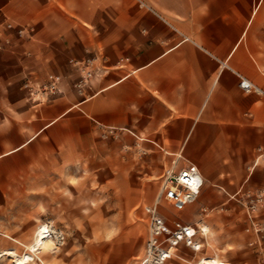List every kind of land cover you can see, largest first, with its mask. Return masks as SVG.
I'll list each match as a JSON object with an SVG mask.
<instances>
[{
  "label": "crops",
  "instance_id": "obj_1",
  "mask_svg": "<svg viewBox=\"0 0 264 264\" xmlns=\"http://www.w3.org/2000/svg\"><path fill=\"white\" fill-rule=\"evenodd\" d=\"M2 17L31 31L0 50V254L27 252L49 180L67 184L76 158L108 173L105 187L128 190L137 220L154 206L196 230L200 248L180 245L162 264L259 262L264 0H0ZM88 59L96 71L80 82ZM48 75L60 92L33 105L24 83ZM190 164L202 185L172 204L163 177ZM141 249L134 237L59 244L29 264H136Z\"/></svg>",
  "mask_w": 264,
  "mask_h": 264
},
{
  "label": "rangeland",
  "instance_id": "obj_2",
  "mask_svg": "<svg viewBox=\"0 0 264 264\" xmlns=\"http://www.w3.org/2000/svg\"><path fill=\"white\" fill-rule=\"evenodd\" d=\"M90 164L91 162L87 160L78 161L76 158H70L68 183L61 182L58 174H54L52 181L49 180L48 203L39 206L42 217L44 218L46 214L47 218L39 219L35 230L36 235L37 231L44 227L48 235L46 245L41 250L51 249V246L59 244L69 246L71 249L81 245L110 243L119 237L124 239L134 237L142 248L136 258L141 256L147 241L146 216L143 220H137L134 217L135 211L132 212L131 206L126 203L130 197L128 190L105 187L103 181H108L109 174L89 171L91 167L87 166ZM141 207L139 205L136 210ZM180 245L186 246L183 243ZM259 246V262L256 256L253 259L244 253L243 259L246 263L252 264L255 261V264H264V230H261ZM210 248L212 249V244ZM38 252L33 255L27 250L20 257L31 255L29 264L33 262ZM218 253L223 255L222 252ZM3 255L8 258L2 259L0 264H14V261L20 258L13 253L0 254V258ZM72 255L66 253L69 259H72ZM136 258H133L134 262Z\"/></svg>",
  "mask_w": 264,
  "mask_h": 264
},
{
  "label": "built area",
  "instance_id": "obj_3",
  "mask_svg": "<svg viewBox=\"0 0 264 264\" xmlns=\"http://www.w3.org/2000/svg\"><path fill=\"white\" fill-rule=\"evenodd\" d=\"M31 30L26 28H18L15 24L6 17L0 18V50L6 48L10 43V34L14 32L22 37L28 34ZM94 60L88 59L82 63H78V67L82 72L81 81L89 80L96 68L93 64ZM243 90L252 88L245 80L239 83ZM24 88L27 90L28 99L33 105H38L45 102L49 97L60 92L58 79L53 75H48L44 83L34 85L29 81L24 83ZM202 185V181L198 175L197 169L192 164L182 168L178 172L168 171L165 173L162 181L161 192L172 204L180 202H188L193 199L195 193L198 192ZM262 202V199L257 197L250 201L248 208L250 211H255L256 206ZM147 241L144 252L136 258V264H162L169 255H173L172 251L180 244H185L192 250H198L193 245L196 230L192 229V234H189V226L179 223L168 224L156 212L154 206L147 207ZM188 240V241H187Z\"/></svg>",
  "mask_w": 264,
  "mask_h": 264
},
{
  "label": "bare ground",
  "instance_id": "obj_4",
  "mask_svg": "<svg viewBox=\"0 0 264 264\" xmlns=\"http://www.w3.org/2000/svg\"><path fill=\"white\" fill-rule=\"evenodd\" d=\"M191 230L192 229L189 228V234L193 233V231H191ZM47 239H48V235L46 234L44 227L39 229L37 231L35 237H34L32 244L28 247L29 254L34 255V253H37L39 250L43 249L44 246L46 245ZM193 245L197 247V245L195 243H193ZM168 255L170 257V254H168ZM30 257H31V255H24V256L18 258L17 260H15L14 264H28V262L30 261ZM198 264H223V263L218 262L217 260H210V261L200 260V262Z\"/></svg>",
  "mask_w": 264,
  "mask_h": 264
}]
</instances>
